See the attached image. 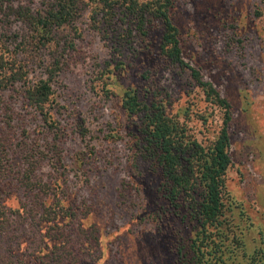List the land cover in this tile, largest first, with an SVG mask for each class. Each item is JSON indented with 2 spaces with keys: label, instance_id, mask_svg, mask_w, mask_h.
<instances>
[{
  "label": "rangeland",
  "instance_id": "rangeland-1",
  "mask_svg": "<svg viewBox=\"0 0 264 264\" xmlns=\"http://www.w3.org/2000/svg\"><path fill=\"white\" fill-rule=\"evenodd\" d=\"M42 1L22 3L37 10ZM91 5L86 0L54 83L60 135L43 125L19 86L0 100V264H180L172 229L191 233L189 218H160L161 177L144 157L138 124L120 98L101 94L100 77L110 65L121 93L144 86L141 74L151 70L171 94L174 111L191 105L209 118L190 122L204 144L223 126V109L207 100L190 69L161 61L160 26L149 49L137 38L139 52L129 44L117 52L112 33L93 24ZM172 11L185 60L231 103L230 216L246 251L264 253V0H175ZM122 17L118 10L116 27L126 31ZM23 29L16 22L10 31ZM120 61L125 68L118 70ZM31 168L42 189L25 186ZM48 217L67 219L57 224Z\"/></svg>",
  "mask_w": 264,
  "mask_h": 264
},
{
  "label": "trees",
  "instance_id": "trees-1",
  "mask_svg": "<svg viewBox=\"0 0 264 264\" xmlns=\"http://www.w3.org/2000/svg\"><path fill=\"white\" fill-rule=\"evenodd\" d=\"M85 2L43 0L42 8L33 10L22 0H0V100L6 90L19 86L27 105L36 111L43 125L56 131L57 135L62 127L55 115L54 83L63 67L66 47L71 42L69 35L78 30L77 23L83 15ZM89 2L92 3L93 24H102L112 33L117 52L127 44L134 53L139 52L137 38L143 50L149 49L151 32L160 26L158 55L161 61L167 67L190 69L193 79L204 88L207 100L223 109V126L215 139L204 144L190 122L195 116H201L205 122L209 118L203 111L195 112L191 105H183L174 111L171 94L156 83L151 70L141 74L144 86H128L121 93L116 91L117 78L110 65L100 77L101 94L108 99L120 98L128 119L132 124H138V141L143 144L144 157L161 177L157 191L162 201L158 210L160 218H189L192 226L189 236L172 229L179 263L234 264L239 258L245 264H264L263 250L246 251L230 216L233 203L228 200L226 175L232 164L228 128L232 121L231 103L221 96L212 82L204 80L199 69L185 60L180 31L173 19L175 0ZM118 10L123 14L120 19L129 25L126 31L116 27ZM16 22L24 23L25 29L10 31ZM70 46L74 44L70 43ZM36 68H42V74L33 78ZM116 68L121 70L125 66L120 61ZM34 162L32 159L31 164ZM35 171L31 168L24 174V184L30 190L44 187L42 179L38 183ZM66 219L48 217L46 221L60 224ZM52 241L61 242L59 238Z\"/></svg>",
  "mask_w": 264,
  "mask_h": 264
}]
</instances>
